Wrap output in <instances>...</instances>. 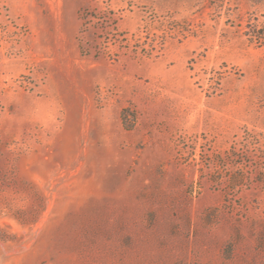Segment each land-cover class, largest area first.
I'll use <instances>...</instances> for the list:
<instances>
[{
	"label": "rangeland",
	"instance_id": "obj_1",
	"mask_svg": "<svg viewBox=\"0 0 264 264\" xmlns=\"http://www.w3.org/2000/svg\"><path fill=\"white\" fill-rule=\"evenodd\" d=\"M0 264H264V0H0Z\"/></svg>",
	"mask_w": 264,
	"mask_h": 264
}]
</instances>
